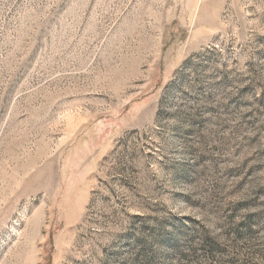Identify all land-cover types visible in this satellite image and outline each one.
I'll list each match as a JSON object with an SVG mask.
<instances>
[{
  "label": "rangeland",
  "instance_id": "rangeland-1",
  "mask_svg": "<svg viewBox=\"0 0 264 264\" xmlns=\"http://www.w3.org/2000/svg\"><path fill=\"white\" fill-rule=\"evenodd\" d=\"M0 264H264V0H0Z\"/></svg>",
  "mask_w": 264,
  "mask_h": 264
}]
</instances>
